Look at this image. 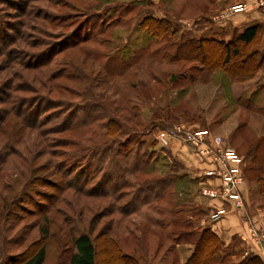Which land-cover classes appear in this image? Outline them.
<instances>
[{
	"label": "rangeland",
	"instance_id": "obj_1",
	"mask_svg": "<svg viewBox=\"0 0 264 264\" xmlns=\"http://www.w3.org/2000/svg\"><path fill=\"white\" fill-rule=\"evenodd\" d=\"M173 1L175 7L172 0L162 5L153 0H0V264H14L11 257L21 254L34 240L20 241L15 237L18 232H32L39 237V226L49 223L44 264H69L74 252L73 236L86 232L94 240L104 230L126 253L141 256L145 264H182L188 258V249L194 250V235L204 229L216 234L215 224L245 209L246 201L264 208V189L258 184V178L264 177V147L253 149L261 164L252 163L248 156L252 146L264 137V113L240 106L252 97L257 106L264 107V68L243 83L228 77L224 80L220 72L204 84L199 62H171L170 56L178 51L181 42L199 38V30L209 19L195 15L194 3ZM147 15L166 23L148 22L142 26ZM164 29L169 32L164 33ZM102 30L105 33L95 39L103 44L93 41L85 46L95 49V60L81 61L78 74L69 77L71 80H53L61 71L63 74L70 70L64 64L71 62L73 52L59 51L72 45L73 33L78 31L82 38ZM150 31L161 35L153 37ZM124 47L126 56L121 50ZM260 48L264 51V40ZM8 49L22 57L7 59L3 52ZM45 50L50 57L57 54L51 65L37 67L45 60L38 56ZM134 50L144 55L143 59L128 63L127 55ZM108 55L127 63L128 67L120 66L124 74L115 71L108 75L105 69L102 72L104 65H112ZM137 62L139 65L133 66ZM91 102L94 106L88 108ZM40 105L49 111L37 116V130L24 132L13 117L18 107H24L28 114ZM87 114L90 120H96L95 125L82 123ZM76 117L79 124L61 134ZM109 121L113 136L101 127ZM175 125L208 130L222 140L226 150L239 156L244 177L242 208L203 194L206 188H217L218 181L206 176L212 164L202 159L197 150L176 140L166 147L159 144V133ZM40 133H51L52 140L64 137L70 143L61 148L56 162L75 172L65 182L50 178L57 187L29 174L30 151ZM101 146H106L109 153H104ZM124 150L129 151L127 155ZM75 151L79 152L78 160L70 157ZM132 165L146 167L144 170L153 174L125 175V167ZM254 166L259 173L251 172ZM44 175L48 177L40 173V177ZM165 178L169 181L162 188L151 184L152 180ZM125 182L127 186H123ZM42 195L50 196L49 200ZM217 211L223 217L214 221L211 217ZM241 214L245 217L247 213ZM18 217L22 220L18 225L9 224ZM251 229L259 235L264 234V228L254 224L248 232L264 261L261 241ZM243 239L237 235L227 244L220 238L219 253L209 264L249 262L255 253ZM17 242H22L23 247H18ZM99 245V264H111L104 238Z\"/></svg>",
	"mask_w": 264,
	"mask_h": 264
},
{
	"label": "trees",
	"instance_id": "obj_2",
	"mask_svg": "<svg viewBox=\"0 0 264 264\" xmlns=\"http://www.w3.org/2000/svg\"><path fill=\"white\" fill-rule=\"evenodd\" d=\"M157 21L162 24L166 23V20L164 19H158L151 15H147L143 18V21L141 23L142 26L145 25V23L151 22L152 24L157 23ZM168 33L169 30L165 31L164 33ZM105 33V30L100 31L98 34H95L94 36H84L80 37L78 31H75L74 38L76 43H72V45H69L68 47L62 49V51H59V54H63L67 51L73 52V57L71 62H67L64 65H66L70 70L64 71L66 73V76L62 73L57 74L53 76L54 79H64L71 80L72 75L78 74L77 71L79 69V63L83 61V63L88 62L90 59L93 62L95 60V49L94 48H88L86 49V45L93 42L94 43H100L103 44V41H99L95 39L97 35H103ZM150 35L153 37L159 38L161 34L155 33L150 31ZM163 34V33H162ZM264 40V33L263 28L260 24L254 23L251 25H248L243 31L239 33H235L232 35L231 39L229 41L225 40V35H217L214 37H207V36H201L199 38L197 37H191L187 38L184 41L181 42L179 45L178 51L170 56L171 62L176 61H187L190 60L192 62H199L201 64V67L199 69V72H203V79L202 83L207 84L210 81V77L214 75L216 72H223L228 78L231 79V81L236 83H243L245 81H249L253 79L257 73H259L264 68V51L261 50V44ZM50 46V45H49ZM48 46V47H49ZM47 47V48H48ZM107 48H109V44L107 45ZM83 50H88V53H82ZM99 49H97L98 51ZM124 56L127 54V47H124L123 49ZM45 52V53H44ZM46 52L48 50L43 51L38 56H42L45 58V60L37 67L47 66L51 65L55 55L57 52L54 53V56L50 57ZM3 54L7 59H11L12 61H15L16 59H20L22 56H20L19 53L16 51H12L11 49H8V51H4ZM168 55V54H166ZM165 55V57H166ZM144 55H139L138 52L131 51L129 52V55H127L128 63L129 60L133 59L140 60L143 59ZM92 57V58H91ZM164 57V58H165ZM121 59H124L123 56L120 57ZM107 60H112V65L108 67L107 65H104V68L102 67V72H104V69L106 70V74L111 75L115 71L118 73L124 74V69H122L120 66H126L127 63L122 61H118L117 57H111L108 55ZM129 64L131 66L132 64ZM137 62V63H138ZM139 65L138 64H133ZM107 66V68H105ZM128 67V65H127ZM126 67V69H127ZM120 68V69H119ZM197 68V67H196ZM119 70V71H118ZM120 74V75H121ZM69 78V79H68ZM191 80L195 81L197 77L191 76ZM74 80V79H73ZM71 90L77 92L75 88L68 86ZM93 88V86L91 87ZM80 92V91H79ZM71 94V93H70ZM76 94V93H73ZM79 95V96H78ZM77 96L80 97V93ZM243 97L239 100L242 101ZM246 100L245 105H240L241 107H244L246 109H249L251 111H254L256 113H264V107L263 106H257L252 97H249ZM66 103H64L61 107L65 108ZM94 105L91 104L87 105L88 108H93ZM45 109L40 106H35L30 109L29 113L26 114L24 111V107H18L15 118L19 120V123L21 124V127L27 129L28 131H34L38 129L37 116H41L43 112H48L49 109ZM12 109H9V111ZM79 110V109H77ZM81 111V110H80ZM117 111H119L117 109ZM117 111L113 112L116 113ZM11 112V111H10ZM110 112V111H109ZM77 114L79 112H76ZM77 116V115H76ZM86 117V118H85ZM82 119L85 124H90L89 126L95 125L96 121L90 120L89 118L91 115L87 114ZM15 121V119H13ZM35 121L31 122V121ZM91 121V122H90ZM111 121L108 123L101 125L104 129L108 130V133L110 132V135L113 136V133L110 131V125ZM79 124V121L77 117L72 121V124L70 126L65 127L60 133L65 134L66 132H70L75 128V126ZM87 126V125H86ZM65 130V131H64ZM51 133H40L38 135V138L36 139V144L34 149L30 151V171L29 174L31 177L35 176V179H43L45 182L52 186H58L55 185V182L50 181V178H56L57 180L64 181L66 180L67 176H71L74 174L75 170L71 169L72 171H69L68 168L65 166H62L61 163L56 162V158L61 154L60 150L61 148H65L70 146V143H66V140L63 138L54 139L52 140L50 138ZM72 145V144H71ZM264 147V137L260 138L253 146H252V152H248V156L252 158L253 162L257 165L261 164L260 161L256 158V150H253L254 147ZM104 150V153H109V149L106 148V146H101ZM126 148V147H124ZM124 154L127 155V150L122 151ZM121 152L117 153V156H119ZM148 156V154H146ZM247 155V154H246ZM72 160H78L79 158V152L75 151L70 155ZM107 160L110 159L109 156H106ZM21 158V157H19ZM21 160L25 161V159L21 158ZM102 162V160H100ZM111 162V161H110ZM142 163L140 160H134V163ZM105 163H108L105 161ZM255 165V164H254ZM255 167V166H254ZM256 168V167H255ZM252 168L251 172L254 174L259 173L258 169ZM144 169L146 167H134L132 165L131 167H125V175L129 174L132 176L135 173L141 174V175H148L153 173L146 172ZM40 173L48 174V177H40ZM55 180V181H57ZM169 180L165 179H158V180H152L151 184L154 185L156 188H162V186L167 185ZM258 184L261 185V188L264 189V177L258 178ZM123 186H127V183H123ZM151 186V185H150ZM263 186V187H262ZM60 187V186H59ZM140 189V188H139ZM141 191V189H140ZM42 198H46L49 200L50 196L48 195H42ZM56 200V201H55ZM54 201L57 202V199L54 198ZM32 204V203H31ZM36 204H41L37 203ZM43 204V203H42ZM130 203H128L126 206H128ZM41 206V205H40ZM43 206V205H42ZM27 212V211H26ZM22 216H20L21 218ZM18 217V220L14 219L12 223L9 222L10 225H18V222L22 221ZM94 222V221H92ZM50 224V223H49ZM49 224H47L46 227H40L39 226V237H35L32 232L27 235L25 231H20L15 235V237H19L21 240H27L29 238H34V240L25 247L24 251L19 255H14L15 257H11L12 262L14 264H44L46 261L47 251H46V240L49 238ZM38 226V225H36ZM95 229H92V231ZM22 236H25L21 239ZM195 241L193 243L194 250L192 254L186 259V261L183 264H209V260L219 253L218 246L221 242L220 238L213 232L211 229H204L200 234L195 236ZM104 238L105 242L108 246L109 251V260L111 264H145L144 259L141 256H137L134 253H126L120 246L119 243L116 241L115 238L110 237V234H106L105 230L100 231L98 233V236L93 240L90 233L83 232L79 236H73L71 239L73 244L74 252L72 253L70 263L69 264H99L100 257H99V249L102 250L101 246L99 245L100 240ZM6 239V238H5ZM17 244H19L17 242ZM23 247V243L21 242L18 247ZM100 246V247H99ZM27 257L21 261L18 259ZM246 264H264V261L260 258L258 255H252L250 258V261Z\"/></svg>",
	"mask_w": 264,
	"mask_h": 264
},
{
	"label": "crops",
	"instance_id": "obj_3",
	"mask_svg": "<svg viewBox=\"0 0 264 264\" xmlns=\"http://www.w3.org/2000/svg\"><path fill=\"white\" fill-rule=\"evenodd\" d=\"M153 1L162 5L165 0ZM188 2L189 4L194 3L195 7H197L195 15L197 14L199 18L203 16L209 18L204 23L203 29L199 30V37L202 35L214 37L223 34L225 35V40L229 41L233 34L243 31L248 25L254 23L260 24L264 30V9L257 7L255 0H188ZM198 2L201 3L196 6ZM239 4L245 5L246 8L235 15L227 17L230 7ZM172 5L174 6L173 0ZM174 7L173 10H175ZM191 24L192 23H190L189 26H192ZM194 28L196 29L198 27L194 26ZM261 71H263V69ZM219 73V71L214 73V75H212V80L215 76H218ZM220 75L226 80L227 76L225 74L223 75V73H220ZM245 209H241V211L237 213H230L225 219L217 222L214 226V231L227 244L233 240L234 236L239 235L241 238L244 237V245L248 246V248L251 247L256 255L261 256L259 246L256 244L255 240L249 237L248 232L250 226L254 224L258 225L260 228H264V208L261 209L257 206H253L246 201ZM242 212L243 214L247 213L245 217L244 215L242 217ZM187 252L189 253L187 257H189L193 251L188 249Z\"/></svg>",
	"mask_w": 264,
	"mask_h": 264
},
{
	"label": "built area",
	"instance_id": "obj_4",
	"mask_svg": "<svg viewBox=\"0 0 264 264\" xmlns=\"http://www.w3.org/2000/svg\"><path fill=\"white\" fill-rule=\"evenodd\" d=\"M255 4L257 7L264 8V0H255ZM245 8L241 4L234 5L230 7L227 17L235 15ZM157 140L162 147H166L171 141L176 140L197 150L202 159H207L212 164L211 169L205 173L206 176H214L218 181L217 188H206L203 194L214 199L220 198L224 203L232 204L238 209L243 207L244 177L241 159L233 151L226 150L220 138H214L208 130H195L185 125H175L163 129ZM222 215V212L217 211L211 218L214 221H219L222 219ZM251 231L252 235L261 241L264 259V234L257 235L259 232L255 229H251Z\"/></svg>",
	"mask_w": 264,
	"mask_h": 264
}]
</instances>
